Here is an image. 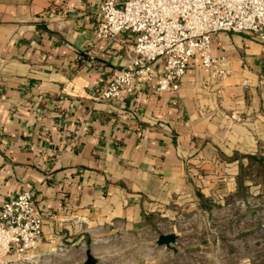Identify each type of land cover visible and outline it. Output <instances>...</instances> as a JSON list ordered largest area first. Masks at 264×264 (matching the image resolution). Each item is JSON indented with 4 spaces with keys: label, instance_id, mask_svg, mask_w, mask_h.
Returning a JSON list of instances; mask_svg holds the SVG:
<instances>
[{
    "label": "crops",
    "instance_id": "0c3cea01",
    "mask_svg": "<svg viewBox=\"0 0 264 264\" xmlns=\"http://www.w3.org/2000/svg\"><path fill=\"white\" fill-rule=\"evenodd\" d=\"M102 1L0 0V206L30 190L42 219L34 260L4 264H86V249L94 264H125L129 255L98 246L228 193L264 157L255 34L212 35L229 70L220 80L191 59L175 90L136 83L99 100L134 55L126 31L96 39Z\"/></svg>",
    "mask_w": 264,
    "mask_h": 264
},
{
    "label": "built area",
    "instance_id": "2783aa9c",
    "mask_svg": "<svg viewBox=\"0 0 264 264\" xmlns=\"http://www.w3.org/2000/svg\"><path fill=\"white\" fill-rule=\"evenodd\" d=\"M97 40L132 34L134 55L97 94L99 100L120 98L136 83L157 91L177 89L191 59L209 81L229 74L212 53L217 32L249 31L257 37L264 59V0H103ZM258 83L264 86V75ZM42 232L30 190L18 192L0 206V264L14 255L20 263L33 261Z\"/></svg>",
    "mask_w": 264,
    "mask_h": 264
},
{
    "label": "rangeland",
    "instance_id": "374dc122",
    "mask_svg": "<svg viewBox=\"0 0 264 264\" xmlns=\"http://www.w3.org/2000/svg\"><path fill=\"white\" fill-rule=\"evenodd\" d=\"M167 232L177 234L172 247L155 244ZM113 236L121 241L98 250L129 255L125 264H144L139 255L154 264L161 254L157 264H264V157L250 159L228 193L199 197L172 220Z\"/></svg>",
    "mask_w": 264,
    "mask_h": 264
},
{
    "label": "water",
    "instance_id": "95a60500",
    "mask_svg": "<svg viewBox=\"0 0 264 264\" xmlns=\"http://www.w3.org/2000/svg\"><path fill=\"white\" fill-rule=\"evenodd\" d=\"M177 239V234L174 232L160 233L157 236L156 244L157 245H165L166 247H172L171 244L175 242ZM86 255V264H94L95 260L90 253L89 249L85 251Z\"/></svg>",
    "mask_w": 264,
    "mask_h": 264
},
{
    "label": "trees",
    "instance_id": "16d2710c",
    "mask_svg": "<svg viewBox=\"0 0 264 264\" xmlns=\"http://www.w3.org/2000/svg\"><path fill=\"white\" fill-rule=\"evenodd\" d=\"M255 158H257V157H255ZM253 159H254V157H253Z\"/></svg>",
    "mask_w": 264,
    "mask_h": 264
}]
</instances>
